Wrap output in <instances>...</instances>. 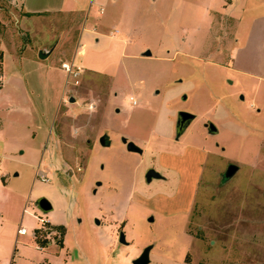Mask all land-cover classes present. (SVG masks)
I'll return each mask as SVG.
<instances>
[{"label": "rangeland", "instance_id": "obj_1", "mask_svg": "<svg viewBox=\"0 0 264 264\" xmlns=\"http://www.w3.org/2000/svg\"><path fill=\"white\" fill-rule=\"evenodd\" d=\"M223 3L207 34L203 17L180 22L175 6L158 1L141 8L135 44L152 54L129 52L114 69L90 72L87 63L102 61L83 53L75 61L85 71L66 74L56 106V52L70 60L83 15L38 19L32 41H47V26L70 33L48 40L59 47L43 61L24 48L23 97L17 109H0V223L13 224L0 234V264H132L148 245V264H264V0ZM118 9L125 19L127 5ZM21 15L17 2L0 0L6 47L23 42ZM190 39L201 49L180 48ZM179 110L195 118L176 139ZM104 134L109 146L99 143ZM121 137L142 152L127 151ZM230 163L238 169L223 180ZM149 168L162 179L147 181ZM41 196L53 206L47 215L35 203ZM20 226L26 234H16ZM35 228L50 242L42 249Z\"/></svg>", "mask_w": 264, "mask_h": 264}, {"label": "crops", "instance_id": "obj_2", "mask_svg": "<svg viewBox=\"0 0 264 264\" xmlns=\"http://www.w3.org/2000/svg\"><path fill=\"white\" fill-rule=\"evenodd\" d=\"M156 1H158L160 6L166 7L167 10L172 6H175L176 9L173 14L176 18L178 17L180 19L178 20L180 22H185L186 20L198 21L199 17H203L204 21L206 22L204 27L206 34L209 29L208 25L212 21L214 13L223 8L224 5L223 0H219V2H215V0H14V2L19 4L20 11L22 12V17L20 19L21 27H25L26 32L20 34L21 40L23 41L21 43L15 41L16 38L10 47H6L2 41L0 43V109H17V101L23 97L21 90V86L23 88V75L21 74V64L19 63L22 57L18 58V55L21 54L24 48L29 46L30 49L34 48L35 52L45 50L47 52V56L45 58L41 59L38 57V55L34 57L37 59V61H43L59 47V41L56 40L52 47H48V40L55 39L57 36L59 39H62L63 37H67V35L70 33V27L60 31L59 33H55V30L47 26L46 29H44L45 31L42 32V35L49 33L47 37L48 40L45 37L47 40L45 42L39 43L35 40L32 41L33 37L39 35L38 28H36L37 22L39 21L38 19H42V17L44 18L45 15L48 16L49 14H56L58 16L61 15L63 18L83 15L81 19L82 23L80 25V33L78 35L79 41L77 45L72 47L73 49L70 51L72 53L70 60L62 56L64 55L63 51L58 49L56 52V59L60 62V67L54 68L55 72L53 71L54 76H57L58 81V84L56 85V97L55 101H53V106H56L61 101L66 91V72L61 68L62 62H72L81 66L80 62L75 61L76 57L82 56L83 53L86 54L89 51L97 58V60L100 59L102 61V65L98 68L96 67L95 60L90 61L86 65L88 67V71L104 72L114 69L115 66L121 64L122 60L129 52H135L137 54L143 55V52L147 46H136L135 44V41L140 34V24L144 23L146 18L145 14L142 16L141 8L151 6ZM123 2L128 8L125 19L118 9V7ZM216 4L218 5L217 8H215ZM107 7L110 8V12L106 11ZM164 15L167 16L166 10ZM259 17L263 18L264 14H261ZM65 21L67 23V20ZM111 23L112 25L116 24L114 25V29L110 28ZM120 23H125L126 25L122 27L117 26ZM199 29L201 28L196 27L194 30L199 31ZM185 30L189 31L191 29L188 27L183 28V31ZM263 32L264 28H261L259 30L261 37H263ZM27 35H29L30 40L27 39ZM45 39L43 38V40ZM182 39L184 40V38ZM190 40L191 41L189 42H185V47L183 45L180 46V48L193 50L196 48V46H200L199 49H201V45H199V43H196V41L192 39ZM149 49L150 48L147 50ZM175 49H177V45ZM150 50L152 51L153 49ZM162 51L169 52L170 50L168 45H164ZM82 62H84V60ZM230 62H233L232 58L230 59ZM83 71L85 70L83 69ZM17 175L18 173H13V176ZM4 179L5 178L3 177V180ZM24 210L25 209H23V211ZM52 210L50 212H52ZM50 212L46 213V215ZM43 219L45 221H49L53 225H62L58 222H53L48 218ZM7 226L13 227V224H9L8 222L0 223V234L2 231L6 230ZM18 228L19 227L16 228V234L23 235L17 233ZM35 229H33L32 232L33 239H35ZM49 243H46V245ZM36 246L39 249L44 247L39 246L38 244ZM61 246H64L63 241ZM47 264L50 263L47 262Z\"/></svg>", "mask_w": 264, "mask_h": 264}, {"label": "water", "instance_id": "obj_3", "mask_svg": "<svg viewBox=\"0 0 264 264\" xmlns=\"http://www.w3.org/2000/svg\"><path fill=\"white\" fill-rule=\"evenodd\" d=\"M144 56H150L151 52L150 50H145L143 52ZM47 56V52L45 50H40L38 52V57L43 59ZM185 98V96H183ZM69 101H74L73 97H69ZM195 118V115L191 112L179 110L176 114V121H175V138H179L181 134L184 132V130L187 128V126L190 124V122ZM205 126L207 127V131L210 134H216L218 132L216 126L213 124V122L208 121ZM121 142L125 144V148L127 151L135 152V153H141L142 149L136 145L133 141L127 140L125 137H121ZM99 143L102 146H109V140L108 136L106 134L99 137ZM238 169L237 165L235 164H228L226 167L225 172L223 173V180H226L230 178ZM152 178H162V175L154 170L153 168H150L145 173V179L147 181H150ZM96 185H100V181L96 182ZM36 206L37 208L44 214L50 212L53 209V206L51 202L46 197H39L36 200ZM149 221L153 220V217L150 216L148 218ZM96 222L99 224V221L96 220ZM118 242L121 244H127V241L125 239L124 232L120 231L118 235ZM151 246L148 245L143 248L141 253L133 259L132 264H148L149 263V252H150Z\"/></svg>", "mask_w": 264, "mask_h": 264}, {"label": "built area", "instance_id": "obj_4", "mask_svg": "<svg viewBox=\"0 0 264 264\" xmlns=\"http://www.w3.org/2000/svg\"><path fill=\"white\" fill-rule=\"evenodd\" d=\"M61 68L66 72V74L68 76H73L74 78L77 77L80 73L83 72V68L75 63L72 62H63L61 63ZM74 83H78L77 80L74 81ZM39 177V179L41 181H48V177L45 176L44 174H38L37 175ZM37 219L41 222V224H43V222L45 221L43 218L41 217H37ZM17 233L18 234H25L26 233V229L25 227L21 226L17 229Z\"/></svg>", "mask_w": 264, "mask_h": 264}, {"label": "trees", "instance_id": "obj_5", "mask_svg": "<svg viewBox=\"0 0 264 264\" xmlns=\"http://www.w3.org/2000/svg\"><path fill=\"white\" fill-rule=\"evenodd\" d=\"M37 233H38V228H36V229L34 230V238H35V241L37 242V244H38L39 246H45L46 243H47L46 240H45V239H40V238H38Z\"/></svg>", "mask_w": 264, "mask_h": 264}, {"label": "flooded vegetation", "instance_id": "obj_6", "mask_svg": "<svg viewBox=\"0 0 264 264\" xmlns=\"http://www.w3.org/2000/svg\"><path fill=\"white\" fill-rule=\"evenodd\" d=\"M149 169H150V168H149ZM147 170H148V169H147ZM147 170H146V171H147ZM145 173H146V172H145ZM152 179H153V178H152ZM159 179H162V178H159Z\"/></svg>", "mask_w": 264, "mask_h": 264}]
</instances>
